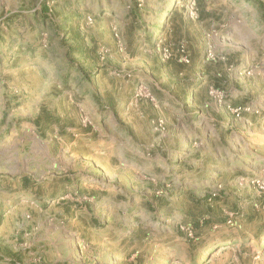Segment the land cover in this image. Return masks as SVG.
I'll use <instances>...</instances> for the list:
<instances>
[{
	"label": "rangeland",
	"instance_id": "obj_1",
	"mask_svg": "<svg viewBox=\"0 0 264 264\" xmlns=\"http://www.w3.org/2000/svg\"><path fill=\"white\" fill-rule=\"evenodd\" d=\"M0 264H264V0H0Z\"/></svg>",
	"mask_w": 264,
	"mask_h": 264
}]
</instances>
